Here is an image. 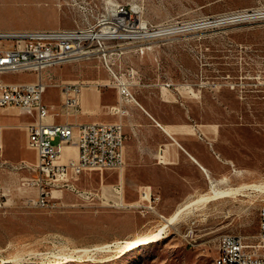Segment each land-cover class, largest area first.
Listing matches in <instances>:
<instances>
[{"label": "rangeland", "instance_id": "obj_1", "mask_svg": "<svg viewBox=\"0 0 264 264\" xmlns=\"http://www.w3.org/2000/svg\"><path fill=\"white\" fill-rule=\"evenodd\" d=\"M106 1L127 6L149 34L143 42H122L114 70L167 120L217 128L220 148L235 157L234 180L172 208L170 191L120 192L117 169H88L77 185L90 197L55 190L49 206L37 207L31 199L38 189L23 185L30 172L0 166L8 188L5 196L0 194V264H214L222 234H241L254 242L259 232L264 0H93L98 7L89 20H96ZM79 5V0H0V29L81 27L87 17ZM66 64L74 67L65 70L67 78L101 74L103 87L117 94L118 88L110 86L112 74L98 58ZM46 100L55 101V86L48 88ZM0 112L13 117V123L29 118L18 107ZM13 132L21 139L22 130Z\"/></svg>", "mask_w": 264, "mask_h": 264}, {"label": "built area", "instance_id": "obj_2", "mask_svg": "<svg viewBox=\"0 0 264 264\" xmlns=\"http://www.w3.org/2000/svg\"><path fill=\"white\" fill-rule=\"evenodd\" d=\"M79 1L87 17L81 27L0 29V108L18 107L35 118L28 129L29 144L37 150V162H22L12 169L30 172L23 185L38 189V196L31 199V204L37 207L49 206L55 190H70L88 198L91 193L77 185L83 172L97 168L121 170L124 166L126 135L122 122L71 124L49 120L55 114L44 100L50 86L62 88L67 116L80 111L79 94L83 83L58 84L43 78L44 71L70 61L98 58L113 76L114 83L110 85L116 86L126 99H134L130 83L114 70V65L123 54L122 42H143L149 34L122 3L106 1L103 11L92 21L88 17L98 4L93 0ZM19 73H35L38 79L9 81L5 78ZM128 75L134 77L133 70H128ZM113 111L125 112L118 106H114ZM2 128L0 125V166H6ZM63 145H76L77 156L62 161ZM7 192L8 188L0 179V194L5 196ZM259 219L254 242L247 241L241 234L220 236L216 257L221 264H264V205Z\"/></svg>", "mask_w": 264, "mask_h": 264}, {"label": "crops", "instance_id": "obj_3", "mask_svg": "<svg viewBox=\"0 0 264 264\" xmlns=\"http://www.w3.org/2000/svg\"><path fill=\"white\" fill-rule=\"evenodd\" d=\"M67 63V62H66ZM56 66L48 73L44 80H52L58 84L83 83L79 94L80 111L77 114L66 115L64 110V93L60 86H55V101L45 102L53 109L54 115L49 119L55 123L69 122L71 124L122 122L126 135L124 150V166L116 172V185L120 192H139L142 188L149 187L156 192L170 191L172 208H180L179 203H189L208 193L214 186L226 181L234 180V155L226 153L220 148L218 129L212 126L196 124L189 125L184 121H170L157 113L146 99L145 94L137 92L134 99H126L113 90L104 88L107 85L104 75L84 74L82 76L66 77L65 70L71 68L68 64ZM34 75L35 73H26ZM9 74L5 78L9 81ZM114 86V85H110ZM167 88L166 85H161ZM159 96L164 95L161 89ZM118 106L125 112H115L113 107ZM4 108V107H3ZM25 121L13 123V117L0 112V125L4 143L3 160L11 168L26 163H36L37 150L29 144L28 125L35 121L31 115ZM15 129L23 131L21 139ZM210 135L208 132H210ZM210 136V137H209ZM20 140V141H19ZM25 152H21V149ZM76 145H63L61 160L66 162L77 156ZM18 173H27L26 169H13ZM166 178L161 181V178ZM170 178V180H168ZM171 185L170 190L164 186ZM133 188H130V187ZM163 187V188H162ZM162 188V189H161Z\"/></svg>", "mask_w": 264, "mask_h": 264}, {"label": "bare ground", "instance_id": "obj_4", "mask_svg": "<svg viewBox=\"0 0 264 264\" xmlns=\"http://www.w3.org/2000/svg\"><path fill=\"white\" fill-rule=\"evenodd\" d=\"M178 212V211H177ZM180 214V213H179ZM173 217H175V216H173ZM177 218V217H176ZM172 219V218H171ZM214 264H221L220 263V258L219 257H216L215 259H214Z\"/></svg>", "mask_w": 264, "mask_h": 264}]
</instances>
